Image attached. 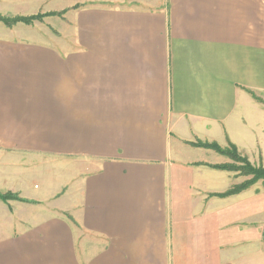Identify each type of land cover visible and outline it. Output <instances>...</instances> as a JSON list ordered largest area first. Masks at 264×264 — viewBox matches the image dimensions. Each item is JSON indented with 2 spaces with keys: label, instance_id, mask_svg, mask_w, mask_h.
<instances>
[{
  "label": "crops",
  "instance_id": "0c3cea01",
  "mask_svg": "<svg viewBox=\"0 0 264 264\" xmlns=\"http://www.w3.org/2000/svg\"><path fill=\"white\" fill-rule=\"evenodd\" d=\"M85 1L0 0L73 16L0 24V264H264V182L192 144L264 168V0Z\"/></svg>",
  "mask_w": 264,
  "mask_h": 264
},
{
  "label": "trees",
  "instance_id": "16d2710c",
  "mask_svg": "<svg viewBox=\"0 0 264 264\" xmlns=\"http://www.w3.org/2000/svg\"><path fill=\"white\" fill-rule=\"evenodd\" d=\"M52 13H48V15H51ZM42 16H30V17H23V16H16V17H8V16H2L0 15V23L5 24L8 27H12L18 23H24V24H32L35 20H41ZM259 99V98H258ZM264 103V100L259 99ZM194 146L197 147H204L213 149L216 152L228 156L232 161L231 163L225 164V165H217L214 166L218 169H224V170H230V171H236L243 175H253V178L251 180L246 181L244 184L239 185L231 189L228 194H234L242 189H245L249 187L250 185L254 184L256 181L262 179L264 181V168L263 167H255L253 166L247 158L240 155L237 148L230 144L227 148H222L216 143H203L201 141H198L196 143H192ZM243 163L241 166H239L237 163ZM227 195V194H226ZM0 199L3 200H9V199H19L17 195H14L12 193H6L1 194L0 193Z\"/></svg>",
  "mask_w": 264,
  "mask_h": 264
},
{
  "label": "rangeland",
  "instance_id": "374dc122",
  "mask_svg": "<svg viewBox=\"0 0 264 264\" xmlns=\"http://www.w3.org/2000/svg\"><path fill=\"white\" fill-rule=\"evenodd\" d=\"M101 5L106 8V0H88L85 2H79L72 9L77 10V9H83V8H89V7L92 8V7H97V6H101ZM48 13H52V14L48 15ZM66 13H67V10H63L60 12L59 11L58 12H46V13L40 12L38 14L31 15V16H37V15L42 16L41 20H35L33 23H37L39 21L40 28L47 31L49 34L54 35V37L69 38L71 36L70 30H72V29L70 27H68L69 25L67 24L68 22L66 20L68 18V21H71L73 19V16L69 15V17H67L68 15L66 16ZM2 16H4V15H2ZM8 17H12V16H8ZM27 17H30V16H27ZM0 24H2V23H0ZM32 24H29V25H32ZM63 31H65V32L68 31L67 32L68 34L67 35L63 34ZM232 162H234V161H232ZM237 164L239 166H241L243 163L239 162ZM241 175H243V174H241ZM247 176H249L248 180H251L253 178V175H247ZM260 180H262V179H260Z\"/></svg>",
  "mask_w": 264,
  "mask_h": 264
}]
</instances>
